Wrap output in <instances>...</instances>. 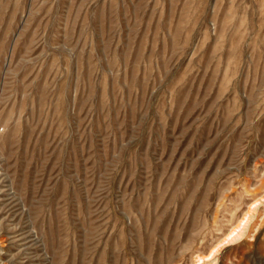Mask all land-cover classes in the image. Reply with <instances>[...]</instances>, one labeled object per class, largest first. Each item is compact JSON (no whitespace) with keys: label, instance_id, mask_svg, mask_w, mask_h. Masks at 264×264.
<instances>
[{"label":"rangeland","instance_id":"374dc122","mask_svg":"<svg viewBox=\"0 0 264 264\" xmlns=\"http://www.w3.org/2000/svg\"><path fill=\"white\" fill-rule=\"evenodd\" d=\"M0 264H264V0H0Z\"/></svg>","mask_w":264,"mask_h":264}]
</instances>
